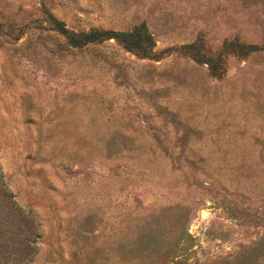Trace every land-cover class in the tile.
<instances>
[{
  "label": "rangeland",
  "instance_id": "1",
  "mask_svg": "<svg viewBox=\"0 0 264 264\" xmlns=\"http://www.w3.org/2000/svg\"><path fill=\"white\" fill-rule=\"evenodd\" d=\"M0 264H264V0H0Z\"/></svg>",
  "mask_w": 264,
  "mask_h": 264
},
{
  "label": "trees",
  "instance_id": "2",
  "mask_svg": "<svg viewBox=\"0 0 264 264\" xmlns=\"http://www.w3.org/2000/svg\"><path fill=\"white\" fill-rule=\"evenodd\" d=\"M59 30L63 33H66V36L67 37H71L72 40L76 43H81L83 41H87V40H91V39H94V38H100L101 36H104V37H119L120 39H122V41L124 42L125 39H133L135 38L136 41L137 39H139V34H137L138 38H136L134 36L133 33H131L132 31H113V30H97V29H94V30H88V31H83V32H79V33H76V34H73V35H69L70 33L67 32L63 27H59ZM187 46V45H186ZM190 46V45H188ZM172 260H170L171 262Z\"/></svg>",
  "mask_w": 264,
  "mask_h": 264
}]
</instances>
